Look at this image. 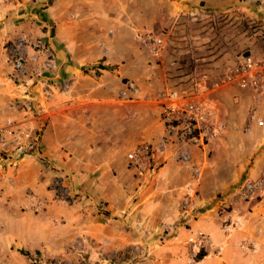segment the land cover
<instances>
[{"label": "crops", "instance_id": "obj_1", "mask_svg": "<svg viewBox=\"0 0 264 264\" xmlns=\"http://www.w3.org/2000/svg\"><path fill=\"white\" fill-rule=\"evenodd\" d=\"M236 9H248L264 30V0H0L1 58L7 56V40L22 37L30 43L21 81L8 78L11 65L0 58V119L11 116L44 125L38 157L0 162V260L15 264L23 259L18 252L22 248L57 255L88 245L119 248L136 242V227L173 221L181 213L180 202L192 195L194 182L190 166L175 163L177 151L174 155L162 146L165 132L159 110L166 98L161 92L187 94L184 88L194 77L200 85L197 99L213 106L229 133L238 132L240 138L229 134L230 145L225 143L226 179L208 168V177L202 172L195 181L193 206L209 205L210 210L220 193L219 201L232 204L233 218L223 229L210 212L188 220L220 249L221 256H205L199 264H264V195L243 215L232 200L247 155L255 150L257 160L245 174H264V89L252 91L225 80L239 56L218 80L210 73L214 69L207 74L196 71L200 66L187 58L186 49L174 55L168 51L156 63L141 40L146 34L162 38L161 31L182 23L185 15L186 20L189 14L199 20ZM44 41L56 57L51 68L44 65ZM256 48L246 55L255 56ZM214 51L205 53V65L217 64ZM126 79L138 85L136 97L122 93ZM252 107L263 126L252 123L246 134L243 115ZM245 138L249 150L241 146ZM141 142L151 144L154 155L165 159L155 186L126 169L125 149ZM194 164L204 170L199 161ZM59 171L71 175L78 194L73 203L55 195L53 180Z\"/></svg>", "mask_w": 264, "mask_h": 264}, {"label": "rangeland", "instance_id": "obj_2", "mask_svg": "<svg viewBox=\"0 0 264 264\" xmlns=\"http://www.w3.org/2000/svg\"><path fill=\"white\" fill-rule=\"evenodd\" d=\"M196 16L197 15L189 14V19L186 20L187 17L185 15V20L182 23L175 22L172 26L166 27L161 31L160 36L163 40V52H161V54L158 56H155L153 54L156 63L159 64L161 62L160 60L164 57V54L168 51L170 54L174 55L176 53V50L181 51L183 49H186L187 58L189 56V60L192 61L193 65L199 64L200 66L197 68L195 67L196 69L194 68L196 71L202 69L203 72L206 71L205 74H207L210 72L209 70L214 69V72L210 73L218 76V80H222L224 79L223 77L227 72L226 67L237 56L240 57L241 55H246V53H249L250 49L256 47V51L253 52V54H255V57L259 58L264 56L263 26L260 23L261 21L258 20L252 14V12L250 13L248 9H236L232 11L228 10L211 13L209 14V16H203L204 18L202 17L199 20L195 19ZM50 29L51 33H53V28L51 27ZM52 37L53 36L51 34V38ZM19 38H17L15 41L7 40L4 43V46L7 47V56H5V58H1L0 56V58L2 61L6 60L9 65H11L10 48L15 42L18 41ZM257 43H259V45H256ZM27 44L30 45V43L28 42ZM40 46L44 51L48 48V45L45 41L43 43H40ZM38 47L39 45L37 46L36 44V48ZM211 49H215L213 53L216 56L215 61L217 64H215V66L205 65L208 62L207 60L203 59L206 57L204 55L207 50ZM194 59H196V61ZM209 63L213 62L210 61ZM190 66H192V64ZM23 75L24 74L19 75L20 81ZM8 78L15 81L19 79L12 73H8ZM193 78L194 77H190L188 79L187 82L189 84L184 88V90L187 91V94H195L199 91V82L197 79L195 80V78ZM128 80L135 83V81L132 79H126L124 83H126ZM135 85L138 87L136 83ZM234 89L238 90L237 88ZM176 91L179 92V90ZM238 91L241 92L242 90ZM245 115H243V120L245 119ZM217 121L219 124H224V121L222 120V117H220V115L217 116ZM243 125L245 126V122L243 123ZM242 131L247 134L245 127L242 129ZM229 134H231L232 138H235V140L240 139L238 136V132L229 133L228 129L224 127L222 130L216 131V133H214L206 141V144L204 146L197 147L188 143L187 145H185L186 143L167 142V147L170 148L171 153H174V155L177 151V154L174 157V161L176 164H181L184 166L187 165V167L190 166V168L192 169L193 167H196L194 163L199 161L200 164L202 163V165H204L202 166L204 167L203 171H200L198 169L200 177L202 172L203 174L205 173L206 177H208L206 173L207 169L214 168L215 173L219 176V179L224 180L226 179L225 174L227 172L225 170V162L226 157L229 154V150L226 147L230 145ZM246 137L249 136L246 135ZM226 142H228L227 146L225 145ZM241 143L243 144H241V146L243 147H246L244 145L246 144L247 149L249 150V139H246ZM185 148L189 153V158L186 161L180 158V153ZM127 151L128 150L125 149V165L127 171L133 177L138 178V176H142L148 178L150 183H152V185L154 186L158 184L155 180L157 179L156 175L158 174L160 167H162L165 163V159L161 158L160 156H155L153 153V156L146 166V169L139 170L128 162L126 158ZM17 155L18 154H16V152L10 150H0V162H5V164H13L17 160L21 159H16ZM28 155L35 156L33 153H31V151H29ZM247 158L248 159L246 161V164H244L243 167L245 168V170L242 175V179L238 183L237 189L232 193V200H237L239 206L242 207V209H240L242 211L241 215L246 213L247 210H250L251 205H253L264 195L263 172L258 174L259 176H257L256 178L255 176L250 177L249 174H245L249 172L250 167L253 166L254 162L257 160V151L255 150L247 155ZM191 175L193 177L192 183L194 182L195 184V181L197 179L193 176L192 173ZM258 180H262V186L260 187V189L256 190L248 198L243 199L240 196V193L243 190L245 183ZM137 189L139 188L137 187ZM74 190L75 192H77L75 188ZM55 195L60 200H62L58 193H55ZM193 196L194 195L187 198V202L192 203L190 206L185 207V199L180 202L179 206L182 209L181 213H177V217L173 221L168 222V224L163 225V223H161L159 225L153 224L152 226L136 227V242L133 244L123 245L119 248L115 246L114 248L113 246L112 248H105L101 245H88L81 248L78 247L79 249L77 247H72V249L70 248V252L59 255L51 254L40 249H24L29 252V255L26 256L20 253V249H18V252L23 257V259H17L15 261V264H183V262H185L186 264H199V262L205 256L216 259L217 256H221L219 246L215 245L210 240L209 235L206 232L202 231V229H193L190 225L191 221L188 220L192 218H198L204 212H210L209 217H213L215 221L219 222V225L223 229L226 225L231 224L233 221L231 214H229V212H231L230 210L232 209V204L230 202L229 204L225 203L223 199L219 201L218 199L220 198V193H218L214 198L215 203L209 210L207 209L209 205L193 206ZM76 198L77 196L75 198L69 199L68 202L63 200L62 201L66 203H73V200ZM117 216L120 218H122V216L124 217L123 213H117ZM154 218H156V216ZM197 231L203 232L205 241L191 243L189 239L190 237L194 238ZM236 236L241 237L242 235ZM216 261L219 260L217 259ZM222 263L228 264L224 261ZM0 264L7 263H5V261L3 260H0ZM217 264L220 263L217 262Z\"/></svg>", "mask_w": 264, "mask_h": 264}, {"label": "built area", "instance_id": "obj_3", "mask_svg": "<svg viewBox=\"0 0 264 264\" xmlns=\"http://www.w3.org/2000/svg\"><path fill=\"white\" fill-rule=\"evenodd\" d=\"M141 40L155 56L161 54L163 46L161 38L146 34L141 37ZM26 44L27 41L20 37L10 48L12 74L16 77L26 73ZM44 52L47 55L44 62L45 67H53V62L56 59L53 50L48 47ZM225 80L240 88L252 91L263 90L264 60L252 54L241 55L232 70L225 76ZM122 93L126 97H136L139 94V88L135 83L128 80ZM161 96L166 98L159 110L160 120L164 125L165 132L162 146L167 145V142L186 143L185 145L188 143L197 147L204 146L216 131L225 127L224 124H219L217 121L219 115L217 110L197 99L195 94H181L176 90H170L161 92ZM252 123L257 126L263 125V120L259 118L253 107L246 112V131H250V124ZM43 127V124L32 125L30 122L18 120L11 116L3 117L0 119V150L16 152L18 154L16 159L28 155L29 151L38 157ZM153 153L154 148L151 144L140 143L127 151L126 158L135 168L144 170ZM180 158L184 161L188 160L189 153L186 148L180 153ZM191 173L199 180L200 173L196 167L191 169ZM71 179V175L59 171L53 180L54 192L58 193L62 200L66 202L77 196L71 185ZM196 184L197 182L193 186L195 188L191 187L192 195L197 192ZM261 186L262 180L245 183L240 196L246 199L260 189ZM187 198L184 200L185 207L192 204L187 202ZM189 240L191 243L205 241L203 232L197 231L195 237H190Z\"/></svg>", "mask_w": 264, "mask_h": 264}, {"label": "trees", "instance_id": "obj_4", "mask_svg": "<svg viewBox=\"0 0 264 264\" xmlns=\"http://www.w3.org/2000/svg\"><path fill=\"white\" fill-rule=\"evenodd\" d=\"M20 253H22L23 255H26V256L29 255V252L24 250V249H20ZM32 264H35V263H32Z\"/></svg>", "mask_w": 264, "mask_h": 264}]
</instances>
